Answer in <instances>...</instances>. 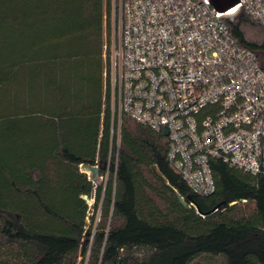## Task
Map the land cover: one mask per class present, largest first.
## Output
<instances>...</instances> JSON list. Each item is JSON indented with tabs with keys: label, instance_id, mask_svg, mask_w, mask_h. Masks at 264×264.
I'll return each instance as SVG.
<instances>
[{
	"label": "trees",
	"instance_id": "trees-1",
	"mask_svg": "<svg viewBox=\"0 0 264 264\" xmlns=\"http://www.w3.org/2000/svg\"><path fill=\"white\" fill-rule=\"evenodd\" d=\"M115 16L113 0H0V264H264V176L212 158L215 191L191 190L168 135L120 111ZM227 22L264 49L245 10Z\"/></svg>",
	"mask_w": 264,
	"mask_h": 264
},
{
	"label": "built area",
	"instance_id": "built-area-1",
	"mask_svg": "<svg viewBox=\"0 0 264 264\" xmlns=\"http://www.w3.org/2000/svg\"><path fill=\"white\" fill-rule=\"evenodd\" d=\"M234 9L219 12L209 0L118 5L110 76L120 111L168 129L171 166L201 195L215 191L212 158L264 176V70L227 22L243 9L264 27V0Z\"/></svg>",
	"mask_w": 264,
	"mask_h": 264
},
{
	"label": "water",
	"instance_id": "water-1",
	"mask_svg": "<svg viewBox=\"0 0 264 264\" xmlns=\"http://www.w3.org/2000/svg\"><path fill=\"white\" fill-rule=\"evenodd\" d=\"M210 3L212 4V6L219 12H229L232 9L236 8L238 6V4L240 3V0H209ZM259 58L260 61V65L262 67V69L264 70V49H257L253 51ZM165 134L168 135V129H165ZM82 168L88 170L89 173V179L94 181L96 184L100 183V169L99 166L96 164H82L81 165ZM180 202L184 205L187 206V202L185 201V199L183 198V196L181 194H179L178 192H176ZM83 198L85 200L88 199L87 195H83Z\"/></svg>",
	"mask_w": 264,
	"mask_h": 264
},
{
	"label": "rangeland",
	"instance_id": "rangeland-1",
	"mask_svg": "<svg viewBox=\"0 0 264 264\" xmlns=\"http://www.w3.org/2000/svg\"><path fill=\"white\" fill-rule=\"evenodd\" d=\"M115 2H116V5H119V0H113V4H115ZM115 18H117L118 19V16H115ZM115 18H114V20H115ZM117 22V21H116ZM119 27H118V24H117V26H116V34H115V31H113L112 32V35H111V40H110V49H111V52L110 53H112V50H113V45H114V43L117 45L118 44V42H119ZM109 39V38H108ZM109 41V40H108ZM109 47V46H108ZM108 54V56H109V52L107 53ZM113 56H114V54H113ZM105 57H106V54H105ZM111 59V58H110ZM106 60V59H105ZM105 76H106V74H105ZM80 170L81 171H83V172H85V173H87V175L89 176V171L88 170H86V169H84V168H82V167H80ZM107 177H108V175L107 174H104V175H102L101 174V176H100V178H99V180H100V182H101V184H103L105 181H106V179H107ZM94 184H95V182H94ZM96 187V186H95ZM86 202H87V204L89 205V211H88V215H87V218H86V221L88 222V224H90L91 222H92V216H94L95 215V210H94V202H95V199H94V197H88V199L86 200ZM98 217H99V214L97 215ZM200 264H209L208 263V259L206 258V257H202L201 259H200ZM219 259L218 260H216L214 263H216V264H218L219 263Z\"/></svg>",
	"mask_w": 264,
	"mask_h": 264
},
{
	"label": "bare ground",
	"instance_id": "bare-ground-1",
	"mask_svg": "<svg viewBox=\"0 0 264 264\" xmlns=\"http://www.w3.org/2000/svg\"><path fill=\"white\" fill-rule=\"evenodd\" d=\"M235 9H232L230 12H233Z\"/></svg>",
	"mask_w": 264,
	"mask_h": 264
}]
</instances>
